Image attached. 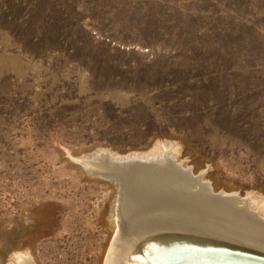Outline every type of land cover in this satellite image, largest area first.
<instances>
[{
	"label": "rangeland",
	"instance_id": "obj_1",
	"mask_svg": "<svg viewBox=\"0 0 264 264\" xmlns=\"http://www.w3.org/2000/svg\"><path fill=\"white\" fill-rule=\"evenodd\" d=\"M154 138L264 194V0H0V264H99L116 188L69 153Z\"/></svg>",
	"mask_w": 264,
	"mask_h": 264
},
{
	"label": "bare ground",
	"instance_id": "obj_2",
	"mask_svg": "<svg viewBox=\"0 0 264 264\" xmlns=\"http://www.w3.org/2000/svg\"><path fill=\"white\" fill-rule=\"evenodd\" d=\"M69 158L116 188L99 264H264V194L215 187L211 166L195 169L180 141L154 138L124 153L99 146ZM6 264L37 262L26 246Z\"/></svg>",
	"mask_w": 264,
	"mask_h": 264
}]
</instances>
